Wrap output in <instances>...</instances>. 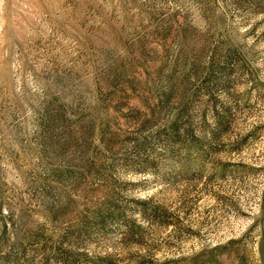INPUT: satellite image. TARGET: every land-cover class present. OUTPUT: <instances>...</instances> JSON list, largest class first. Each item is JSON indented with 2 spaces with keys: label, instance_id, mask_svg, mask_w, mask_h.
Segmentation results:
<instances>
[{
  "label": "rangeland",
  "instance_id": "obj_1",
  "mask_svg": "<svg viewBox=\"0 0 264 264\" xmlns=\"http://www.w3.org/2000/svg\"><path fill=\"white\" fill-rule=\"evenodd\" d=\"M0 264H264V0H0Z\"/></svg>",
  "mask_w": 264,
  "mask_h": 264
},
{
  "label": "trees",
  "instance_id": "obj_2",
  "mask_svg": "<svg viewBox=\"0 0 264 264\" xmlns=\"http://www.w3.org/2000/svg\"><path fill=\"white\" fill-rule=\"evenodd\" d=\"M221 117H219V119H220ZM221 120V119H220ZM174 136L176 137V136H178V133H177V128L175 129V131H174Z\"/></svg>",
  "mask_w": 264,
  "mask_h": 264
}]
</instances>
